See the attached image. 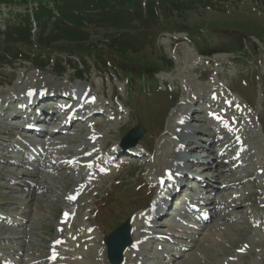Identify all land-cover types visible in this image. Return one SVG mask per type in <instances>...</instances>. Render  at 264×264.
Segmentation results:
<instances>
[{"label": "rangeland", "instance_id": "374dc122", "mask_svg": "<svg viewBox=\"0 0 264 264\" xmlns=\"http://www.w3.org/2000/svg\"><path fill=\"white\" fill-rule=\"evenodd\" d=\"M20 1L0 0L2 3L0 5L1 107H3L2 98H8L10 92L23 89V86L27 84L25 82L22 84V81H29L28 83H34L37 80L52 81L60 83L61 87L66 89L71 85L85 87L92 94L98 96L100 102L104 104L109 102L110 96L115 101L118 97V100L124 103L126 107L116 103L114 107L123 111L119 110L120 113L115 114L113 119H109L107 116V121H105L108 132L102 130V134H105L108 145L118 144L123 134L138 124L152 128V132L146 133L145 138L139 141L149 150V154L145 153L143 159L138 158L135 161L124 163L118 173L108 175L105 179L96 180L94 186L88 189L87 194L79 200L81 208L77 209L78 212L73 221L84 227L80 233H85L89 224L96 225L97 223L103 230L105 229L104 231L108 230V227L105 228V226L110 225L114 220H111L110 216H105V221H103L99 218V213L95 219L96 208L92 207L95 204L105 203L107 198L112 199L111 193H116L117 198H121L120 202L124 203L123 208H126L128 204L133 207L128 211L123 209L124 211H120L118 215L119 206L117 204L119 201L113 199L110 205L108 202L106 211L111 207L112 215L120 219L113 222L114 224L128 218L133 211L132 216L137 218L145 213L147 203L144 204V202L150 197L152 199L156 196L157 191H155L153 183L168 161V158H164L162 155L156 156V153L172 152L174 147V143L168 138V135L166 138L171 142L168 144L161 142L165 136L162 131L174 129L176 119H178L177 114H180L179 111L183 108L185 100L192 99L191 96L196 95L200 90L204 89L201 92L206 90L210 92V88L214 85H221V92L225 93L223 97L234 99L228 95L229 88L235 96L234 100H240L244 105L250 106L251 110H246L248 118L238 120L240 126L248 124L246 129L241 131L239 125L236 126L232 123L235 128L230 131L231 127H229L225 131L242 135L243 145L240 144V140L232 141V143L242 147L240 154L243 160H241L242 164L234 169L233 174H222V177H226L225 179L232 177L237 179L236 186L223 190L220 194L223 196L216 197L212 206H220L226 202L228 197L241 201L240 206L233 210H224L230 212L229 216L233 217L230 218L232 221L227 218L226 214L221 213L222 217L218 216L215 219L219 222L213 220L206 229L196 228L195 226L202 225L201 222L185 218L180 214L179 216L187 222H193L190 223L192 226L184 232L174 231L181 243L191 245L187 252L184 251L189 254L182 257L178 254L179 247L176 244L165 245L162 243L166 249L172 250V253L166 252L162 257L161 252H156L158 244L149 243L147 246L149 259L143 261L146 264H264V125H262L264 123V0H195L191 2L193 4L188 5L184 4L187 3L186 0H179L176 10L175 8L169 10L170 7L163 8L168 6L163 4L164 0H151L150 4L155 5L151 8L154 14L153 18L148 19V15L146 17L142 12L134 15L113 11L111 14L105 15L101 21L95 22L110 25L112 28H92L85 31L86 33L59 31L53 32L51 38L49 37L50 24L43 26L38 31L34 30L35 33L32 19L26 21L27 16L24 18L26 9L30 5L37 7L35 12L42 11L41 6L37 5L38 1L28 0L26 4ZM176 1L174 0V2ZM157 4H160V8L157 7ZM48 6L52 12L56 10L52 8L53 3L50 0ZM53 13L57 15L55 11ZM157 13L161 14L162 20L157 16ZM18 14L20 16H17ZM11 16L14 17L10 18ZM7 17L10 19L6 20ZM10 25L15 27L6 32L5 30ZM38 44L45 50H36L35 47H40ZM53 47L65 51V54L58 55L52 52L51 48ZM68 47H94L86 52L94 51L101 55L109 53L113 61L106 58V65L96 67L93 58L82 57L86 60L83 66L72 57L73 61L67 64L68 56L66 54L70 50H67ZM39 53H43L44 58L37 57ZM46 54L56 56L60 59L61 64H53L51 59L47 60ZM80 54L85 56L83 52ZM201 54L210 55V59L205 57L201 62L199 60ZM221 54L227 55L215 57ZM41 59H43L42 63L45 64V67L38 69L37 65ZM113 66L120 67V69L115 70ZM126 69L138 74L134 76V73L131 72L132 75L129 74L126 79L123 77L126 75L124 73ZM106 71L112 73L108 75ZM55 73L59 76H56ZM77 75L80 76V79L74 80ZM150 76L154 79H147ZM68 78L73 81L71 85L67 81ZM131 84H135L138 90L134 87V91H129ZM147 84L152 93L146 94L143 91ZM155 99L157 102L164 99V102L169 106L163 117H160V111H157L156 107L154 109L153 101ZM236 104L239 105V102ZM197 109L199 114L206 115V106H200ZM110 114L109 112L108 115ZM156 116L160 118H155V122L152 119ZM187 118L192 117L187 116ZM228 118L232 120L234 116ZM248 119L249 121H247ZM207 122H210L208 117ZM191 123L193 124V121ZM6 124L7 121L0 118V129L1 127L5 128ZM85 125L88 127L89 124ZM6 129V132H0V208L16 221L13 223L0 222V264L12 256L16 259L20 256L21 251L25 252L21 264L31 259L37 262L34 264H46L44 261L48 258L49 244L57 232L56 226L65 206L63 197L66 191L72 188L79 179L86 181L87 176L84 173H78L79 170H74L73 173L69 169H64L57 178L51 179L52 176L49 177L45 174L46 179L38 180L35 176L37 173L34 163L17 167L13 162H9V156H16L13 150L11 153L5 149L10 142L8 141L11 136L9 132H21L23 129L12 126ZM76 131L81 133L76 143L62 142L58 147L66 155H68L69 149H77L82 144L85 130L80 127V130ZM76 131L74 132L76 133ZM215 133L223 136L226 140L229 139L225 134H219L217 131ZM10 140L16 145H23L15 136ZM199 140L200 138L197 137L194 146L200 145L201 141L199 142ZM158 147H160L159 151H157ZM190 155L202 160L212 157L209 152H192ZM233 155L237 161L240 160L237 157L238 153L234 152ZM148 158L150 161L155 160L156 165L144 163V160ZM10 164H13L12 167L17 171L15 174L6 175L3 172V167L9 168ZM223 165L227 166L228 164ZM221 166L216 165L215 170L212 169L205 173L207 175L215 174L219 169H222ZM23 171H25V175L21 176ZM220 175L215 177L216 180L220 178ZM238 178H241L243 182L240 183ZM29 180L43 185L45 195L39 192L36 200H33V190L27 182ZM140 183L143 184L145 192L143 197L138 198L137 194L140 191L136 190L135 186ZM232 183H234L232 180L223 181L218 182L216 186L222 188L224 184ZM12 184L15 186L14 190L11 189ZM185 184L180 187L184 189L182 193H189L192 198L195 192L187 189V186H192L195 183L185 181ZM37 189L38 187L34 191ZM146 189H149L148 192ZM219 190L216 189L213 192L216 193ZM27 201L32 207H25ZM174 207H178V203L170 202L168 210L174 213ZM201 208L210 214L213 213L205 205H201ZM174 218L175 215L168 217V220L165 219V221L170 222L172 219L176 223ZM255 219H258L256 224L254 223ZM31 227H33L32 235L26 234V228L29 231ZM14 228L21 229V233L13 231ZM68 230L72 231V229ZM86 233L94 238L95 245L92 247L93 254L91 255L94 259H85L84 257L80 259L88 263L107 264L101 255L100 240L104 235L96 230V227L94 231ZM12 236L19 238H10ZM66 238L69 239L67 235ZM20 241L21 249H19ZM24 242H29V244L24 245ZM89 242L91 241L86 240L79 243L77 248L84 250V246L90 247ZM239 247L248 250L245 252L242 250L239 253L241 256L238 257L235 255V251ZM15 248L21 251H17ZM77 252L78 250L67 248L68 254L64 256L67 258L64 259L73 263L76 260L75 253ZM173 255L178 257L175 258ZM230 255L236 259L234 260V257ZM129 256H131V251L128 253ZM170 257L174 258L173 262L169 261Z\"/></svg>", "mask_w": 264, "mask_h": 264}, {"label": "bare ground", "instance_id": "6f19581e", "mask_svg": "<svg viewBox=\"0 0 264 264\" xmlns=\"http://www.w3.org/2000/svg\"><path fill=\"white\" fill-rule=\"evenodd\" d=\"M39 84L45 86V87L41 88L42 90H47L48 89L47 90L48 91L47 94L49 92H56V91L57 92H60V90L61 91H66L63 87H61L60 83H57V82H52V81H49L48 82V81L40 80L39 81ZM41 89H37L36 92H42ZM75 89H77L76 91L79 90L78 87L73 88V90H75ZM31 90L32 89L28 90L27 92H29ZM203 90L198 91V93L196 94L197 97L198 96H202L203 97L202 98V101L197 102L195 100L193 102H190V100H187L185 102L186 105L180 110V112L182 114H184V115L187 114L189 116H193L192 117L193 124L191 123L192 121L189 122V123L187 121H183L184 126L187 125L188 129L191 130V131H193V133L194 132L196 133L197 131H199V132L202 131V134L204 136L206 135L208 137V139H211V141L210 140H208V141L203 140L204 141V144H203L202 148L204 150H206L210 146H212L211 143H213L214 145H218L219 143L223 142V140L221 138H217L216 137V135L213 132V130H215L216 127L214 125H212V124L207 123L206 118L204 117V115L199 114V112L197 110L198 106H202V105H207L209 107H215V102L212 101V100H210V99H208V98H206V96H207L206 92H208V90H206L204 92H201ZM24 91H25V89H23V91H20V92H24ZM189 92L191 93V91H189ZM194 92H196V91H194ZM212 92H213V89H212ZM212 94H216V97L218 99V102H221L223 100V96H221V93L220 92H213ZM16 95L17 94H13L12 96L15 97ZM9 102H11V101L9 100ZM95 104H100V102L98 100H96L95 101ZM226 106H230V104L228 103V104H226ZM227 110L230 111L231 113H234L233 114L234 116H238L239 113L242 114V110L240 109L241 111H239V108H235L234 106L232 107V109H230V107H227ZM5 113H6V111H1L0 112V116L4 115ZM241 116L242 115H240V117ZM55 120H56L55 117H53L51 119L52 122L55 121ZM89 121H92V124L95 126V128H98V131H94L93 132L92 130H88L84 134V138H83V141H82L83 144L82 145H79V147L77 148V150L83 149L84 148V143L89 142V139H92L93 140V143L92 144L90 143V146L87 147L89 149V152L86 155L87 158L88 157H92L93 155H95V153L99 149V147L100 148L103 147L104 149H107L109 147L108 146V143H107V140L105 139V134H102V133L97 134L96 133V132H102V130L108 132V130H107L106 126H105L104 120L101 119L100 116L94 114L92 118H89ZM195 122H197V123H195ZM62 131L63 132H61L60 134H59V132H55V133L52 134L51 137H52L53 142L59 143V138H61L62 141H69V142H72V143H75L77 141L76 140L77 137L71 136L70 135V132H68V129H66L65 127H63L62 128ZM167 133L169 135L177 134L178 136H177V138H176L175 141L171 140L174 143V147L172 149V152L167 151L165 154H161L160 152H157L156 153V156L162 155L164 158H168V161L166 162L167 164L162 168L161 172L159 173L160 176L161 177H164V180L169 179L171 177V175L173 176L172 179H175V180H178V177L181 176V175H183V177H190V175L187 172H185V170H190V169H186V167L182 164L181 161L183 160V161H189L190 163H198L200 160H198L197 157L196 158H192V157L188 158L186 155L176 153L178 151L175 150L174 148H177L178 146L181 147L183 145H184V147L191 146L190 150H191V152H194V150L198 149L195 146H193V144H194L195 141L192 138L189 137V133L188 132H185L183 130V128L182 129H175V130H172V131H167L166 134ZM57 134H59V135H57ZM65 134H69V135H65ZM166 134H165V137L162 139L161 142L162 143H165V144H168L171 141H169L166 138ZM237 138H240V137H237ZM45 145H46V143L44 142L43 145H42V149H40V152L41 151H44L45 155H46V153H49L50 152L51 153V156L57 158V157H59L62 154V152L60 150H57V151L50 150V146H47L46 147ZM32 146H34V144H29V147H32ZM159 149H160V147H158V150L157 151H159ZM116 152H118L117 151V148H115V150H113V151L110 150L109 153L115 154ZM220 153H222L221 155H224L226 158H228L227 163L233 164V160L234 159L232 157V148L231 147H225V148H223V151L220 152ZM219 156H220V154L217 155V153H214L211 162H208V161L204 162L203 164H201L200 168L202 170H206V169L207 170L208 169L210 170V169H212L214 167L215 164H222L223 162L219 159ZM78 157L79 156H77V159L82 160V158L85 157V155H83V157H81V158H78ZM107 160H108V157H105L102 160H100L99 163L105 164ZM39 163L40 164H38L39 165L38 167L41 170H47L46 167H51L47 171L52 172V173H56L58 171H61L60 168L53 167L54 164L52 162L48 161V160H46V161H44V160L43 161H39ZM169 163H172L173 166H170ZM150 164L156 165L155 160L151 161ZM236 166H237V164H234L229 169H224L225 170L224 172H218L216 174V176L218 174H221V175H220V178H218L217 180L215 178L216 176L213 179H209V178L204 177V179H201L199 181V184L202 186V184L205 183L206 184L205 185V188H209L211 186H214V183L215 182L224 179V177H222V174L223 173L228 174V175H230L231 173L233 174L234 169L236 168ZM62 168H64V167H62ZM3 169H4L3 170L4 173H7V172L14 173L15 172V169L14 168L12 169V168L3 167ZM87 169L92 172L91 168H87ZM164 170H170V172L167 175L162 174V171H164ZM176 172H178L179 174H177ZM42 173H43L42 171H39L37 173V175H38L37 177L40 180H44V178H45ZM55 176L56 175H52L51 179L57 178ZM103 178H105V177H103ZM194 178H195V176H194ZM176 182H178V181H176ZM92 183L93 182L89 183V182H82V181H80V182H77L75 184V186L70 189V192H69V195H68V199L66 200V205H65L66 206V211L68 212V217H66L64 220L61 221L60 225L63 227L62 229H64L65 226L69 225V219H70L69 214H72L73 211L76 212L75 209H80V207H81L79 205V199L81 198L80 196L83 193L87 192V190L90 188V186L92 185ZM88 184H89V186H88ZM230 186H233V184L230 185ZM14 188H15V186H12L11 187L12 190H14ZM169 190L170 189L168 187L165 188V191H169ZM47 191H49L48 188H47ZM56 193H57V191H56ZM33 194H34L33 195V200L34 199L36 200V198H37V195H36L37 192H34ZM42 195H45V193L42 194ZM161 200L162 199H160V198H155L154 201L151 203V206H152V210L151 211H152V213L147 216V220L150 221V220H152L153 217H156L158 215V212H157V210L155 208H157L160 205ZM230 201L233 202L232 206L226 208L225 205H224L223 207L218 208V210L215 213V215H217V216L214 219H217L218 216H221L222 215L221 213L226 214V213H224V212H226L224 210H228L229 211V210H233L235 207H239L240 206V202H237L234 199H230ZM28 202L29 201L25 202L26 203L25 204V207H27V208L32 207V205L29 204ZM77 206H78V208H77ZM227 218L230 219V218H233V217H230L229 215H227ZM211 221H212V219H211ZM216 222H219V220H217ZM216 222H214V223H216ZM131 227H132V233H131L132 243L125 250L124 255H123V260L124 261L128 260V262L129 261H132L133 260L132 259V256L135 255V260L134 261L136 262V260H137V261H139L140 264H143V262H145L143 260L148 256L147 244L149 243V238H152V239H155L156 238V239H158V237H156L155 233H164L165 231L163 230L162 224L158 225V229H161V230H154L153 228L155 226H153L152 223H147L145 225H142L141 224L140 226H138V225H136L135 219L131 222ZM139 229H140V231L138 232ZM13 231H15L17 233H21L22 230L13 229ZM15 232H13V233H15ZM27 233H30V232L26 231V234ZM58 235H60V234L57 233V236ZM84 237L85 236L81 235L80 238H79V242H80L81 239H84ZM59 238H62V237H58L57 239H59ZM143 238H144V240H143ZM143 241H145V244L144 245H142L143 244L142 243ZM89 244H90V248L89 249H86V251H81V253H84L83 254V257L85 259H87V258L92 259L91 255L93 254L92 253V247L94 246V241L92 240ZM52 247H55V246L52 245ZM133 247H135V249L137 251H134L133 250ZM246 250H248V249H246ZM54 251H56V250H54ZM130 251H131V256L128 257V253ZM235 255L238 256V257L241 256L236 251H235ZM230 256H232V255H230ZM232 257H234V256H232ZM235 259L236 258L234 257V260ZM77 263H79V264H96L95 262L88 263L85 260L78 261Z\"/></svg>", "mask_w": 264, "mask_h": 264}, {"label": "trees", "instance_id": "16d2710c", "mask_svg": "<svg viewBox=\"0 0 264 264\" xmlns=\"http://www.w3.org/2000/svg\"><path fill=\"white\" fill-rule=\"evenodd\" d=\"M28 0H21L20 2H27ZM38 5H40L41 12H34L33 18L36 21L38 30L50 24L51 29L49 32V37H52L53 32L59 31H73V32H83L88 31L92 28L108 29L112 28L110 25H102L95 23L101 21L103 17L107 14L115 12H126L136 15L138 11L142 10L140 8L139 0H50L53 3V9L57 15L52 12V9L48 6V0H37ZM165 1V0H164ZM152 5H147V11L144 16L148 15V19L153 18ZM151 9V10H150ZM52 13L54 14L52 16ZM57 16V17H56ZM53 19V20H52ZM29 18L27 17L26 21ZM39 45V44H38ZM40 46V45H39ZM41 47V46H40ZM75 49L77 51L93 49L94 47H68ZM108 52V51H107ZM110 56L109 53H105Z\"/></svg>", "mask_w": 264, "mask_h": 264}, {"label": "water", "instance_id": "95a60500", "mask_svg": "<svg viewBox=\"0 0 264 264\" xmlns=\"http://www.w3.org/2000/svg\"><path fill=\"white\" fill-rule=\"evenodd\" d=\"M141 132L139 130L131 131L123 142L128 141L129 145H134L139 138ZM108 246V256L111 261L117 263L121 259L122 251L130 243L129 225L127 222L123 223L116 229L109 237L106 238Z\"/></svg>", "mask_w": 264, "mask_h": 264}]
</instances>
